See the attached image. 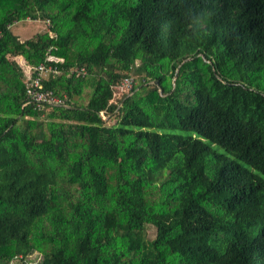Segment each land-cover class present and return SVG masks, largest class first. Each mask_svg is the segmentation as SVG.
<instances>
[{
	"label": "trees",
	"instance_id": "obj_1",
	"mask_svg": "<svg viewBox=\"0 0 264 264\" xmlns=\"http://www.w3.org/2000/svg\"><path fill=\"white\" fill-rule=\"evenodd\" d=\"M47 54L67 105L37 110L13 57ZM32 252L264 264V0H0V264Z\"/></svg>",
	"mask_w": 264,
	"mask_h": 264
},
{
	"label": "built area",
	"instance_id": "obj_2",
	"mask_svg": "<svg viewBox=\"0 0 264 264\" xmlns=\"http://www.w3.org/2000/svg\"><path fill=\"white\" fill-rule=\"evenodd\" d=\"M57 61L52 55L47 54L45 60L39 62L35 66H28V73H25V93L26 103L32 105L34 109L44 110L53 106H66L65 97H59L55 95L51 90L44 89L43 80L50 75H58L61 69L54 65L51 61ZM76 76H84L86 69L84 67L72 68L69 71ZM134 84L132 76H124L119 82L112 85V98L110 101H114V97L129 94ZM119 94V95H116ZM103 112H101L102 114Z\"/></svg>",
	"mask_w": 264,
	"mask_h": 264
},
{
	"label": "rangeland",
	"instance_id": "obj_3",
	"mask_svg": "<svg viewBox=\"0 0 264 264\" xmlns=\"http://www.w3.org/2000/svg\"><path fill=\"white\" fill-rule=\"evenodd\" d=\"M46 29H47V21H44L42 19H32L31 20L27 18L23 21L16 22L10 26L11 32L14 35H16L19 38V40H25L29 38L30 36H32L34 33L43 32ZM13 59L17 61L18 64L21 66L24 74L25 73L27 74L29 69L23 57L20 55H16L13 57ZM116 95H119V94H116ZM119 97H121V95L114 97V102H117ZM101 116L104 120L108 119V116L105 115L104 113H102ZM110 121H113V119H111ZM147 233H148V237L151 238L155 235V230L150 228L148 229ZM41 259L42 257L39 253L32 252L25 257V261L13 259L10 261L11 262L10 264L12 263L13 264H40Z\"/></svg>",
	"mask_w": 264,
	"mask_h": 264
},
{
	"label": "water",
	"instance_id": "obj_4",
	"mask_svg": "<svg viewBox=\"0 0 264 264\" xmlns=\"http://www.w3.org/2000/svg\"><path fill=\"white\" fill-rule=\"evenodd\" d=\"M154 83H157V80H155Z\"/></svg>",
	"mask_w": 264,
	"mask_h": 264
}]
</instances>
